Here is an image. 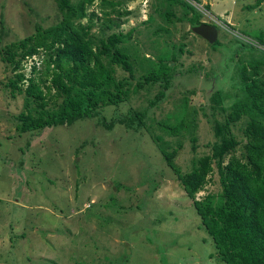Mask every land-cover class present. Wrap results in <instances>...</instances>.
Instances as JSON below:
<instances>
[{"label": "rangeland", "instance_id": "rangeland-1", "mask_svg": "<svg viewBox=\"0 0 264 264\" xmlns=\"http://www.w3.org/2000/svg\"><path fill=\"white\" fill-rule=\"evenodd\" d=\"M187 1L201 12V22L218 27L217 37L224 45H234L228 43L231 39L261 38L264 42V0L252 9L246 5L253 4L254 0ZM98 2L94 0L86 8L87 12L94 13L89 30L93 34H99L102 17ZM206 4H209L208 10L202 9ZM155 7L163 11L170 9L177 16L182 13L178 4L161 0H123L116 8L128 13L120 16L106 9L110 18L120 22L118 27L113 26V31L132 30V38L124 48L129 53H133V47L138 48V54H146L153 60L158 52L148 48L147 34L135 31L142 29L141 22ZM54 14L53 0H0V46L32 33L34 23L39 22L43 27L54 23L57 20ZM167 30L166 41L175 46L182 44L181 53L174 48L175 63L181 64V68L195 65L209 70L213 67L215 74L212 80L195 73L174 76L162 99L147 109L148 124L168 117L169 122H175L183 96L187 107L196 109L192 129L196 137L194 152L190 150L188 133L173 137L155 130L170 145L178 138L181 147L174 162L186 170L191 158L209 152L207 143L213 136L198 108L206 106L203 103L213 90H230L233 62H228L229 49L219 46L211 50L203 38L190 30L186 21H174ZM159 49L167 50L164 53L167 56L169 48L160 46ZM246 54V51L239 53ZM42 57L40 53L26 58L21 69L25 78L30 76L32 64L36 69L41 68ZM133 62L137 77L143 73L144 66L139 61ZM4 69L0 62V264H222L213 256L212 242L201 228L190 199L159 158L155 142L146 132L126 129L122 123L106 126L114 114L146 106V98H152L157 87L129 92L115 105L99 104L100 113L95 116L45 127L38 133H19L14 126L15 116L27 108L23 93L11 96L8 89L2 88L4 77L11 76ZM126 75L114 67L116 78ZM129 81L132 89L134 80ZM22 84L25 87L26 82ZM52 94L51 90L43 109H54L59 104L60 99L53 100ZM34 106L29 105L30 113L35 116ZM205 111L209 113L207 108ZM238 126L240 123L233 130L240 138ZM241 151L238 145L233 153L241 157ZM144 171L156 179L154 191H146L145 183L138 184ZM43 176L53 178L54 183H41ZM116 179L129 191L122 187L117 196L109 193L116 191L117 187H111ZM207 179L197 197L218 190L215 171ZM111 194L118 202L125 203L119 202L125 211L111 213V209L99 205L103 196L108 198ZM87 195L93 197L92 204ZM51 202L62 211L52 208ZM98 211L109 217L102 219Z\"/></svg>", "mask_w": 264, "mask_h": 264}, {"label": "trees", "instance_id": "trees-1", "mask_svg": "<svg viewBox=\"0 0 264 264\" xmlns=\"http://www.w3.org/2000/svg\"><path fill=\"white\" fill-rule=\"evenodd\" d=\"M53 1L54 15L57 16L54 23L44 27L39 22L34 23L32 33L0 46V62L11 73V76L4 77L2 88L8 89L11 96L23 93L27 108L26 112H19L15 116V130L19 133H38L45 127H55L59 123L92 117L100 113L97 108L99 104L115 105L129 92L136 93L140 89L147 91L157 87L152 98H146V106L133 112L114 114L106 126L122 123L126 129L146 132L155 142L159 158L171 170L178 185L190 199L201 228L212 242L213 256L219 262L264 264L263 40H229L228 43L234 45H224L219 37L211 43L206 41L211 50H216L219 46L230 50L227 56L228 62H233L229 76L233 86L227 92L221 89L213 90L207 102L203 103L206 106L198 108L210 125L213 140L207 143L208 153L191 158L189 167L181 170L174 162L181 147L178 138L170 145L160 134H156L155 130L173 137L179 133H188L190 150L194 152L196 137L192 129L195 127L193 116L196 109L188 108L187 100L183 96L175 122H169L168 117L164 120H153L150 124L147 123V109L162 99L174 76L195 73L211 80L213 75L215 77L213 67L209 70L195 65L181 68V64L175 63L174 48L177 53H181L182 44L175 46L165 40L169 35V24L174 21H186L191 30L193 26L201 23V12L187 0H161L168 4H178L182 13L177 16L170 9L163 11L160 7H155L153 13L148 14L141 22L142 29L135 31H144L147 34L145 36L148 38V48L158 52L156 60H153L146 54H138V48L133 47L136 45L134 43L133 53L124 48L132 38V30L113 31V26L118 27L120 22L110 18L106 9L110 8L109 11L117 16L127 14V10L116 8L123 0H98L102 13L99 19V34L89 33L94 13L87 12L86 8L94 0ZM262 1L254 0L253 4L246 7L252 9ZM208 6L209 4H206L202 9L208 10ZM82 19L86 21L82 23ZM215 27L218 28L216 25ZM160 46L169 48L167 56H164L167 50L162 52ZM241 51H246L247 54L240 56ZM40 53L43 54L40 60L41 68L36 69L32 64L29 68L30 76L25 78L21 69L26 58ZM133 61H139V64L144 66L143 73L137 77L134 75ZM114 67L125 71L127 75L116 78ZM129 80H134L132 89H129ZM23 82H26L25 87H22ZM51 90V98H59V104L54 109H43ZM187 92L194 93L191 90ZM32 103L35 104L32 107L33 111H36L35 116L30 113L29 105ZM237 123H240V138L233 130ZM27 142L28 139H25L24 143ZM238 145L242 149L241 157H236L233 153ZM214 171L217 175L218 190L197 197L196 194L208 180V174ZM140 178L138 184H147L146 191H154L157 187L156 179L148 171L142 172ZM52 179L43 176L40 180L41 183L53 184ZM111 183V187L117 189L115 192V189L110 190L109 193L116 195L122 187L128 190L126 185L117 179ZM102 198L99 205L111 209V213L125 211L120 205L125 203H122V200H119V203L112 194L108 198ZM86 199L92 204L93 197L87 195ZM56 205L51 202L52 208L62 211V208ZM92 215L95 217V213ZM100 217L103 219L109 217V214L100 213Z\"/></svg>", "mask_w": 264, "mask_h": 264}, {"label": "water", "instance_id": "water-1", "mask_svg": "<svg viewBox=\"0 0 264 264\" xmlns=\"http://www.w3.org/2000/svg\"><path fill=\"white\" fill-rule=\"evenodd\" d=\"M192 32L211 43L217 38V29L214 25L201 22L191 28Z\"/></svg>", "mask_w": 264, "mask_h": 264}, {"label": "clouds", "instance_id": "clouds-1", "mask_svg": "<svg viewBox=\"0 0 264 264\" xmlns=\"http://www.w3.org/2000/svg\"><path fill=\"white\" fill-rule=\"evenodd\" d=\"M212 25H214L215 26V24H212ZM34 56V55H33Z\"/></svg>", "mask_w": 264, "mask_h": 264}]
</instances>
